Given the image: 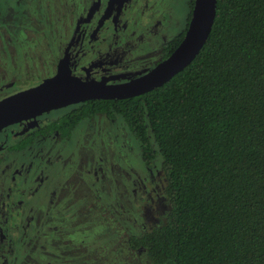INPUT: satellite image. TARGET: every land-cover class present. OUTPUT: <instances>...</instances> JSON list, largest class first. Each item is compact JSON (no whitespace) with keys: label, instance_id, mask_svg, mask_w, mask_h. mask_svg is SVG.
Listing matches in <instances>:
<instances>
[{"label":"trees","instance_id":"1","mask_svg":"<svg viewBox=\"0 0 264 264\" xmlns=\"http://www.w3.org/2000/svg\"><path fill=\"white\" fill-rule=\"evenodd\" d=\"M102 115L125 121L146 166L163 161L168 211L130 237L133 251L151 264H264V0H217L206 44L168 83L71 105L40 132L68 138Z\"/></svg>","mask_w":264,"mask_h":264},{"label":"rangeland","instance_id":"2","mask_svg":"<svg viewBox=\"0 0 264 264\" xmlns=\"http://www.w3.org/2000/svg\"><path fill=\"white\" fill-rule=\"evenodd\" d=\"M191 2L148 0L149 11L142 15L139 0L132 13L143 30L123 46L127 54L122 62L129 72H141V64H154L163 56V40L186 30ZM90 3L0 0V82L17 80L23 89L52 78L54 58L60 57ZM159 20L160 26L151 31ZM54 140V145L44 143L43 159L38 157L29 168L30 227L26 235L19 234L24 242L12 237L16 245L4 253V261L0 255V264H151L130 248L129 239L165 219L162 159L146 166L139 142L119 116L85 120L68 138ZM16 158L7 172L28 160L25 155ZM7 183L0 178L2 192Z\"/></svg>","mask_w":264,"mask_h":264},{"label":"flooded vegetation","instance_id":"3","mask_svg":"<svg viewBox=\"0 0 264 264\" xmlns=\"http://www.w3.org/2000/svg\"><path fill=\"white\" fill-rule=\"evenodd\" d=\"M138 2L139 0H91L83 15L77 19L74 34L61 50L62 55L54 58L51 65L54 72L52 78L65 79L71 76L77 81L122 85L145 76L164 62L174 52L170 53L172 44L184 32L186 33L185 30L180 35L170 39L165 38L161 48L163 56L154 64H141L139 66L141 72H129V67L122 62V58L127 54V50L123 46L129 45L133 38L138 37L143 30L140 29V21L136 14L132 13ZM142 2L144 6L139 11L144 15L149 11V5L148 0H142ZM190 13L189 5L187 26L191 19ZM160 21H156L150 30L156 31L157 23L160 26ZM97 43H99L97 47L100 46L102 49L95 47ZM151 65L153 67L146 72ZM4 81L0 82L2 84L0 86V101L27 88L19 89L23 82L17 80L9 83L7 81L4 83ZM69 107L45 112L35 118L11 125L0 132V178L8 179L4 191L2 192L0 189V255H2L3 261L6 258L4 253L7 251L11 253L12 246L16 245V241L12 237L19 240V243H23V235H26L30 227L31 211L27 210L26 202H28L29 192L33 185L28 175L29 168L33 166L32 164H36L38 157L43 159L46 141L54 145L58 142V140H54L55 137H61L60 132L41 134L40 131L64 116ZM60 111L63 112L59 115ZM25 139L27 140L26 147L15 149ZM16 155L18 157L25 155L28 160H24L20 168L9 173L7 170L14 164L13 161L17 160ZM24 166L27 168L21 169ZM35 179L33 183L38 181L37 178ZM42 180L43 178L40 182ZM36 191L38 192V189ZM21 232L23 235L19 236Z\"/></svg>","mask_w":264,"mask_h":264},{"label":"water","instance_id":"4","mask_svg":"<svg viewBox=\"0 0 264 264\" xmlns=\"http://www.w3.org/2000/svg\"><path fill=\"white\" fill-rule=\"evenodd\" d=\"M217 0H194L191 19L179 46L154 70L122 85L51 78L0 101V132L45 112L91 100H125L159 88L189 66L206 44L216 18Z\"/></svg>","mask_w":264,"mask_h":264}]
</instances>
